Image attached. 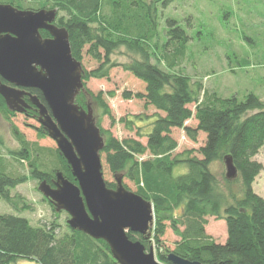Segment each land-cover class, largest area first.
<instances>
[{"label":"trees","instance_id":"16d2710c","mask_svg":"<svg viewBox=\"0 0 264 264\" xmlns=\"http://www.w3.org/2000/svg\"><path fill=\"white\" fill-rule=\"evenodd\" d=\"M173 1L0 0L19 8H57L58 24L68 30L72 55L82 61L87 54L98 61L96 68L86 70L84 67V91L76 97L80 106L91 103L93 109L101 108L115 124L117 120L111 114L104 91L95 94L86 86V80L109 78L111 69L120 66L145 83L144 91L124 90L122 96L144 100L146 108L156 109L147 132V143L132 137L119 139L101 127L97 115L95 118L105 140L101 154L110 171L132 180L137 188L135 192L154 206L153 240L156 244L161 245L165 221L169 219L180 236L173 252L182 258L203 264H264V198L253 188L256 176L264 168L254 159L264 145V101L252 92L243 100L236 95L223 97L178 69L191 38L177 20H167V38L159 45L160 7L166 8ZM121 48L134 58L126 63L113 61L112 55ZM242 62L249 64L246 59ZM31 90L46 103L41 90ZM110 94L115 96V92ZM191 104H195V110ZM16 114L0 95V115L10 123L19 142V146L8 153L20 162L27 159L31 173L30 176H13L0 170V198L17 211H25L32 208L31 204L24 196L12 194V189L28 178L39 182L46 179L53 184L56 172L62 171L68 179L77 181L58 148H47L25 137L13 122ZM29 117H37L36 112H30ZM135 118L123 116L119 121L133 129L142 116ZM193 118L197 121L195 126L188 124ZM175 129H183L193 141L203 133L206 140L198 148L175 154L178 147V140L172 135ZM38 135L48 136L42 125ZM45 150L54 155L52 166L43 154ZM31 152H35L38 160L30 158ZM2 155L6 156L0 152V159ZM226 156L233 158L239 170L244 187L242 196L224 188L212 169V163L224 162ZM182 165L187 171L175 174V168ZM223 180L227 186L232 183L226 176ZM107 185L115 187L116 183L107 182ZM44 200L58 215L52 202L45 197ZM208 216L225 220L227 239L224 243L207 234ZM128 234L150 248L152 236L132 231ZM157 256L162 262L173 264L166 252L159 251ZM18 259H32L39 264H120L107 242L71 228L67 221L33 225L22 215L0 213V264Z\"/></svg>","mask_w":264,"mask_h":264},{"label":"water","instance_id":"95a60500","mask_svg":"<svg viewBox=\"0 0 264 264\" xmlns=\"http://www.w3.org/2000/svg\"><path fill=\"white\" fill-rule=\"evenodd\" d=\"M57 14V8H19L0 2V95L11 110L21 113L30 107L24 98L29 96L38 122L56 142L77 181L57 171L53 184L43 179L38 189L56 211L68 213L71 228L107 242L120 264H163L152 246L147 249L128 234L151 236L152 202L129 189L121 173L114 175L115 187L105 181L101 154L105 140L91 103L86 107L76 103L85 85L84 67L72 55L67 28L54 24ZM41 28L52 37L43 38ZM20 87L38 88L46 103ZM224 162L226 177L237 178L233 158L226 156ZM167 258L173 264H203L174 252Z\"/></svg>","mask_w":264,"mask_h":264},{"label":"rangeland","instance_id":"374dc122","mask_svg":"<svg viewBox=\"0 0 264 264\" xmlns=\"http://www.w3.org/2000/svg\"><path fill=\"white\" fill-rule=\"evenodd\" d=\"M160 12L159 45H162L167 38V20L169 18L177 20L191 38L187 54L178 69L181 68L184 73L193 76L194 80L201 81L210 92L216 91L223 97L236 95L240 100H243L248 93L252 92L264 101V0H174L166 8L160 7ZM133 58L132 55L126 53L125 48L117 50L112 55V60L118 63L129 62ZM244 59L249 61L248 65H244L242 62ZM82 64L86 70H91L98 67L99 63L85 54ZM162 67L166 69L165 64H162ZM86 86L95 94L104 91V98L110 106L111 114L117 120L115 124H112L109 115L103 114L101 108L95 107L94 115H97L102 128L119 139L132 137L147 143V132L151 128L156 109L152 106L146 108L144 100L125 99L122 96L124 90L144 91L145 83L142 80L117 66L111 69L109 78H91L86 80ZM110 92H115V96H112ZM190 106L195 110V104ZM138 115H141L142 118L136 120L133 129L119 121L123 116L136 119L135 116ZM12 119L29 141L37 142L47 148H57L56 142L51 137L38 135V128L41 125L37 117H28L24 113L17 112ZM188 124L195 126L197 121L193 118L189 120ZM172 135L178 140L175 154L187 149L198 148L206 140V135L199 133L197 141H193L183 129L173 130ZM18 146L19 142L13 135L10 123L0 115V152L9 156L7 158L2 155L0 170L13 176L17 174L30 176L28 160L20 162L9 155L10 150H14ZM31 149L34 150L35 146H32ZM47 152L45 150L43 154L46 155L49 163L51 161L49 166H52L54 155ZM31 155L30 158L36 157L35 152H31ZM38 158L40 159L39 155ZM254 159L264 165V145L254 156ZM102 163L105 181L116 183L114 173L110 171L104 154H102ZM212 165L221 185L224 188H230L234 194L242 196L244 187L241 178L238 176L235 179H230L232 183L227 186L223 180V177L226 176L225 162L217 160ZM186 171L187 168L182 165L177 166L174 173L178 175ZM39 183V180L30 177L26 182L12 189V194L18 193L24 196L32 208L17 211L0 198V213L22 215L29 218L33 225H42L54 220L64 224L69 218L68 213L66 211H57L58 215L55 213L51 204L44 200V195L38 189ZM124 183L129 189L136 191L137 188L132 180L124 178ZM253 188L257 194L264 198V168L256 176ZM174 213H178V210ZM154 219L156 220V217ZM165 222L166 230L160 246L153 240L154 225L151 230L152 237L150 236L149 244L154 248L157 260H159L157 256L159 251H164L168 255L174 251L177 242L180 241V236L174 231L171 220L167 219ZM181 228L183 229L182 226ZM206 232L215 241L224 243L227 239L225 220L208 216ZM159 262L166 264L161 260ZM9 264L39 263L32 259H18Z\"/></svg>","mask_w":264,"mask_h":264},{"label":"flooded vegetation","instance_id":"af4514ba","mask_svg":"<svg viewBox=\"0 0 264 264\" xmlns=\"http://www.w3.org/2000/svg\"><path fill=\"white\" fill-rule=\"evenodd\" d=\"M58 14H59V12H58ZM58 14H57V17H56V19L54 21V24L57 25L58 27H64V26L58 24V20H57L58 19ZM40 33H41V35H42L43 38H51L52 37L51 33L47 29L41 28L40 29ZM2 81L5 82V83H7V84L13 85V84L7 82L4 78H2ZM20 88L23 89V90H25L26 92H29V93H32V94H36V93L32 92L31 88H28V87H20ZM24 98L27 100V102L30 105V107L27 108V110L25 112H22V113L26 114L29 117V113L34 110V112H36V114H38V111L36 109V105H34L30 101L29 96L28 95H25Z\"/></svg>","mask_w":264,"mask_h":264},{"label":"bare ground","instance_id":"6f19581e","mask_svg":"<svg viewBox=\"0 0 264 264\" xmlns=\"http://www.w3.org/2000/svg\"><path fill=\"white\" fill-rule=\"evenodd\" d=\"M84 87H85V85H84ZM83 91H84V88H83V90H82L81 92H83ZM81 92H80V93H81ZM80 93H79V94H80ZM79 94H78V95H79ZM78 95H77V96H78ZM43 96H44V95H43ZM44 99H45V98H44ZM45 101H46V100H45ZM76 103H77V102H76ZM77 104H78V103H77ZM153 207H154V206H153ZM154 218H155V212H154ZM154 221H155V219H154Z\"/></svg>","mask_w":264,"mask_h":264},{"label":"crops","instance_id":"0c3cea01","mask_svg":"<svg viewBox=\"0 0 264 264\" xmlns=\"http://www.w3.org/2000/svg\"><path fill=\"white\" fill-rule=\"evenodd\" d=\"M7 158H9V156H6Z\"/></svg>","mask_w":264,"mask_h":264}]
</instances>
